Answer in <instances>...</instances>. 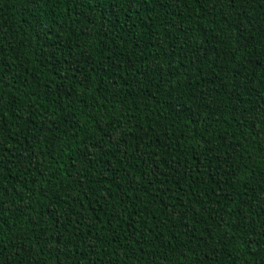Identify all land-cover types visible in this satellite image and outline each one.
Masks as SVG:
<instances>
[{
    "label": "trees",
    "instance_id": "16d2710c",
    "mask_svg": "<svg viewBox=\"0 0 264 264\" xmlns=\"http://www.w3.org/2000/svg\"><path fill=\"white\" fill-rule=\"evenodd\" d=\"M0 264H264V0H0Z\"/></svg>",
    "mask_w": 264,
    "mask_h": 264
}]
</instances>
